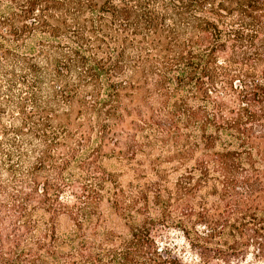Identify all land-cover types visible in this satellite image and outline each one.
<instances>
[{
  "label": "trees",
  "instance_id": "obj_1",
  "mask_svg": "<svg viewBox=\"0 0 264 264\" xmlns=\"http://www.w3.org/2000/svg\"><path fill=\"white\" fill-rule=\"evenodd\" d=\"M0 264H264V0H0Z\"/></svg>",
  "mask_w": 264,
  "mask_h": 264
}]
</instances>
